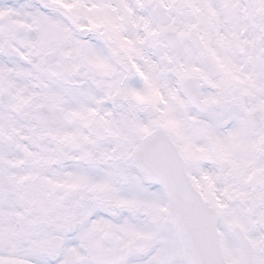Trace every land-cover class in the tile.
I'll list each match as a JSON object with an SVG mask.
<instances>
[{
    "label": "snow or ice",
    "instance_id": "6c2138e0",
    "mask_svg": "<svg viewBox=\"0 0 264 264\" xmlns=\"http://www.w3.org/2000/svg\"><path fill=\"white\" fill-rule=\"evenodd\" d=\"M0 264H264V0H0Z\"/></svg>",
    "mask_w": 264,
    "mask_h": 264
}]
</instances>
